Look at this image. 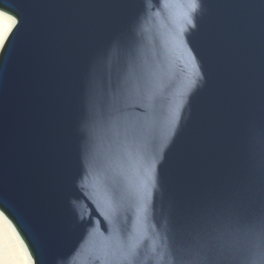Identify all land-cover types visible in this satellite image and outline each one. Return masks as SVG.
<instances>
[{
    "label": "water",
    "instance_id": "95a60500",
    "mask_svg": "<svg viewBox=\"0 0 264 264\" xmlns=\"http://www.w3.org/2000/svg\"><path fill=\"white\" fill-rule=\"evenodd\" d=\"M0 6V211L33 264H241L264 226V0Z\"/></svg>",
    "mask_w": 264,
    "mask_h": 264
},
{
    "label": "bare ground",
    "instance_id": "6f19581e",
    "mask_svg": "<svg viewBox=\"0 0 264 264\" xmlns=\"http://www.w3.org/2000/svg\"><path fill=\"white\" fill-rule=\"evenodd\" d=\"M16 24L13 16L0 18V52ZM0 248L3 250V264H33L26 245L12 223L0 211Z\"/></svg>",
    "mask_w": 264,
    "mask_h": 264
},
{
    "label": "clouds",
    "instance_id": "9594fccd",
    "mask_svg": "<svg viewBox=\"0 0 264 264\" xmlns=\"http://www.w3.org/2000/svg\"><path fill=\"white\" fill-rule=\"evenodd\" d=\"M235 239L245 245L241 264H264V226H246Z\"/></svg>",
    "mask_w": 264,
    "mask_h": 264
},
{
    "label": "snow or ice",
    "instance_id": "6c2138e0",
    "mask_svg": "<svg viewBox=\"0 0 264 264\" xmlns=\"http://www.w3.org/2000/svg\"><path fill=\"white\" fill-rule=\"evenodd\" d=\"M12 14L8 12L6 9H4L2 6H0V18L3 16H11ZM14 19V17H13ZM0 264H3V250L0 248Z\"/></svg>",
    "mask_w": 264,
    "mask_h": 264
}]
</instances>
